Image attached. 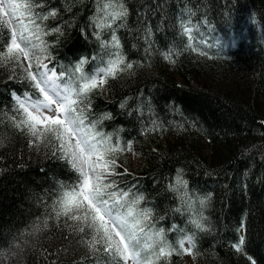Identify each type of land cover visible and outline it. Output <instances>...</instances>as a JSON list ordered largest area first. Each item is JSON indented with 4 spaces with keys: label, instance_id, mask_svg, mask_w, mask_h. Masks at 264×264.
Wrapping results in <instances>:
<instances>
[{
    "label": "trees",
    "instance_id": "trees-1",
    "mask_svg": "<svg viewBox=\"0 0 264 264\" xmlns=\"http://www.w3.org/2000/svg\"><path fill=\"white\" fill-rule=\"evenodd\" d=\"M29 2L39 5L30 15L45 49L33 51L66 73L62 86L81 60L88 76L116 52L132 64L81 107L85 125L125 149L109 157L117 175L107 180L143 196L145 231L162 230L173 247L185 237L195 244L190 263L173 254L154 264H264V0ZM118 5L125 16L105 15ZM9 37L0 25V48ZM26 67L0 63V264H123L101 245L89 249L91 229L80 233L56 215L80 176L57 141L15 127L23 119L16 97H37Z\"/></svg>",
    "mask_w": 264,
    "mask_h": 264
},
{
    "label": "snow or ice",
    "instance_id": "snow-or-ice-1",
    "mask_svg": "<svg viewBox=\"0 0 264 264\" xmlns=\"http://www.w3.org/2000/svg\"><path fill=\"white\" fill-rule=\"evenodd\" d=\"M36 6L39 5H34L29 0H0V25L10 31L9 39L0 48V63L13 61L22 65L23 61H28L25 68L27 78L43 97L35 101L16 97L23 119L15 122V127L27 129L37 142H51L53 139L57 141L62 158L68 160L79 173V184L63 192L58 201L57 217L63 215L76 222L75 227L80 233L91 229L92 237L86 241L89 249L100 250L97 245H101L105 253L123 261V264H128L129 261L132 264H154V260L173 254L194 256L195 244L191 237L178 240L177 246L173 247L163 239L162 230L155 233L145 231V221L150 212L137 210L143 196L133 194L130 198L129 191H123L116 186L115 181L107 180L108 176L117 175L114 171L115 160L109 157L125 149L118 143L113 145L110 137L94 132L95 124L91 127L85 125L81 105L88 99V94L102 88L108 77L114 78L119 71L131 69L132 64L124 65L123 57L116 52L112 54L114 58L107 62L106 67L88 76L83 73L84 61L81 60L69 74L71 83L61 87L58 81L66 73L50 71L47 64L43 63L47 56L42 58L33 51L37 48L41 52L45 50L41 47L42 29L30 15L31 9ZM104 7L107 9L110 5ZM116 7L119 10L106 11L105 15H110L113 20L126 15L122 5ZM26 12L29 14L27 24L23 19ZM49 15H55V12H50ZM41 19H47V16ZM14 20L16 23H13ZM100 26L110 25L102 22ZM54 30L59 31L58 28ZM185 31L189 32L190 29ZM34 40L40 43H34ZM112 44L119 48L115 35L112 36ZM33 62L36 65L35 72L31 71ZM121 65L124 67L121 68ZM76 73L80 75L77 76ZM126 148L131 151V144H127ZM178 183L184 182L178 180ZM197 227L202 226L197 223ZM185 243L189 247H185ZM243 243L244 237L241 236L239 243L234 245L237 251L242 250ZM143 252H150V255L142 256Z\"/></svg>",
    "mask_w": 264,
    "mask_h": 264
},
{
    "label": "rangeland",
    "instance_id": "rangeland-1",
    "mask_svg": "<svg viewBox=\"0 0 264 264\" xmlns=\"http://www.w3.org/2000/svg\"><path fill=\"white\" fill-rule=\"evenodd\" d=\"M13 23H16V21L14 20L13 21ZM24 63L27 65L28 64V62L27 61H24ZM48 66V65H47ZM48 69L50 70V71H54L53 69H51V68H49V66H48ZM44 69H41V71H43ZM58 83H59V81H58ZM60 84V83H59ZM60 86L61 87H63L61 84H60ZM37 92V97L36 98H33V97H25V98H20L21 100H29V101H35V100H37V99H43V97H42V95L38 92V91H36ZM46 111V110H45ZM130 159H131V163H132V165L133 166H135L136 164H137V159L134 157V156H132V154H130ZM186 247V246H185ZM189 260H190V255H186V262H188V263H190L189 262ZM128 264H132V262L131 261H129L128 262Z\"/></svg>",
    "mask_w": 264,
    "mask_h": 264
}]
</instances>
